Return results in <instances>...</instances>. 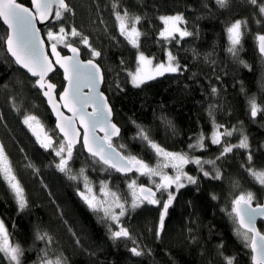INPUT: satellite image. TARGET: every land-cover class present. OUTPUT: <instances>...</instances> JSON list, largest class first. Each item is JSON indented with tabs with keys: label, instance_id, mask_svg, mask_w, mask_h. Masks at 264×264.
<instances>
[{
	"label": "trees",
	"instance_id": "1",
	"mask_svg": "<svg viewBox=\"0 0 264 264\" xmlns=\"http://www.w3.org/2000/svg\"><path fill=\"white\" fill-rule=\"evenodd\" d=\"M18 2L30 5V0ZM68 2L76 9V25L103 53L96 60L105 73L102 91L114 108V122L121 128V135L115 140L117 147L125 145L121 151H131L156 163L152 151L139 138H133L136 124L148 129L163 147L186 150L190 136L194 138L201 130L211 131L208 115L211 103L217 105L215 116L219 123L229 128H243L249 137L255 166L264 167V113H258L253 120L247 103L248 98L255 95L258 103L264 105V61L254 39L257 31H264V17L259 16L258 8L247 0H229V7L224 9L219 8L215 0H118L120 11L126 7L142 17L138 24L142 32L140 50L159 62L166 59L164 48H169L182 65H188V69L179 74L166 73L146 82V86L134 88L124 69L135 70L136 49L119 35L115 17L111 14L113 0ZM177 11L187 17L189 30L199 32L198 36L185 37L179 45L174 40L165 42L158 36L163 27L158 17ZM101 18L105 24L99 23ZM257 18L262 24L255 23ZM235 19L248 21L239 58L249 67L240 64L226 51L225 26ZM54 30L58 31V26ZM5 35L6 29L0 22V142L6 146L16 176L25 190L28 206L23 211L18 210L11 190L0 176V219L5 222L10 240L19 242L25 250L22 264H38V256L42 255L40 249L44 248L45 242L35 240L37 229L47 231L53 237L49 256L63 252L68 264H226L219 255L220 245L225 255L235 256V264H251L250 249L244 248L233 232L232 221L222 211L225 206L230 208L233 192L229 181L236 178L241 185L239 190L250 189L257 194L254 203L264 200V187L241 167L247 161L246 150L237 149L234 155L221 162L223 180L205 178L201 173L198 185H186L179 191L165 217L160 239L155 237V229L162 205L145 203L135 211L129 209L121 222L145 249L144 255L133 256L129 251L132 240L122 238L114 242L110 239L107 225L77 195L76 182L70 181L50 163L53 154L42 149L22 123V116L31 113L40 118L46 129H55L53 119L33 85L34 80L6 55ZM76 42L78 44V40ZM78 46L82 50V59L90 58L89 50L83 45ZM58 49L64 54L63 46ZM192 49L199 53L195 58ZM51 81L60 92L64 85L60 73L56 71ZM117 81L120 89L116 87ZM213 86L217 88L215 95L211 94ZM13 101L17 108H13ZM167 120L175 125V134L168 128ZM229 139L236 143L239 133ZM217 151V146H211L209 151L197 154L211 156ZM29 162L36 166L38 173L27 166ZM70 163L76 171L82 166L85 168L97 192L99 180L108 179V174L101 173L99 165H94L80 147ZM186 170L197 175L194 165L186 166ZM139 180L148 184L144 176ZM110 184L127 196L123 176L112 171ZM213 193L218 197L215 200ZM112 227L117 225L113 223ZM258 228L264 230V223L259 222ZM0 264H8L2 253Z\"/></svg>",
	"mask_w": 264,
	"mask_h": 264
},
{
	"label": "snow or ice",
	"instance_id": "2",
	"mask_svg": "<svg viewBox=\"0 0 264 264\" xmlns=\"http://www.w3.org/2000/svg\"><path fill=\"white\" fill-rule=\"evenodd\" d=\"M215 2L221 9L229 7V0H215ZM247 3L258 8L259 16L264 17V2L247 0ZM111 14L115 17L119 35L136 49L135 70L124 69L127 71L128 81L134 88L146 86V82L162 77L166 73L179 74L188 69V65H182L177 55L169 48H164L166 60L159 62L140 50L142 35L138 27L142 20L140 15L130 12L126 7L120 11L118 0H113ZM75 16L76 9L68 0H31V6H26L18 0H0V20L7 26L6 35L3 37L6 55L35 78L34 87H38L47 98V103L55 115V129L51 130L46 129L40 118L31 113L22 116V123L27 126L40 147L53 154L50 163L70 181L76 182L77 195L99 220L107 225L110 239L114 242L122 238L132 240L133 246L129 249L132 255L137 257L144 255L145 249L137 243L130 229L123 225L121 217H125L129 209L135 211L145 203L162 205L155 229V237L160 239L165 228V217L179 191L186 185H198L201 173L205 178L223 180L221 162L234 155L237 149L246 150L247 154V161L241 167L245 168L256 183L264 187V167L255 166L248 135L242 127L229 128L219 123L215 116L217 108L215 104L210 103L208 107L211 131L205 133L201 130L194 134V138L190 136L186 150L182 148L174 151L163 147L152 137L148 129L136 124L137 130L133 138H139L142 144L152 151L156 163L152 164L143 156L131 151H121L125 145L120 144L117 147L114 140L120 137L121 128L114 122V108L100 88L105 81V73L96 58L101 57L103 53L92 44L90 36L76 25ZM158 19L163 24L158 36L165 42L174 40L179 45L185 37L199 35L198 30H189L188 19L182 12L160 15ZM44 22L49 25L46 28L47 42L42 39V30L37 26L38 23ZM99 23L105 24V21L101 18ZM255 23L260 25L262 20L257 18ZM247 25V19H235L225 26L228 41L226 51L245 67L249 65L239 58V53ZM57 26L58 31L54 30ZM70 37L74 39H69ZM111 38L116 39L115 36ZM254 39L260 57L264 58V31H257ZM61 44L71 55H63L58 50V45ZM78 45H83L89 50L90 58H81L82 50ZM48 46L51 47L50 55L46 51ZM192 51L194 58L199 55L195 49ZM52 57H55L54 61ZM205 58L207 59V55ZM121 64H124L123 60ZM57 65L63 70V79L66 82L63 91L58 93V99L55 93L57 85L49 77V73L54 72ZM84 87L88 88V92L83 91ZM116 87L120 89L119 81L116 82ZM241 90L243 91V88ZM216 93L217 88L211 87V94ZM247 103L253 120L257 118L258 113H264V105L258 103L255 95L250 96ZM13 108H17L14 101ZM89 108L91 111L88 110ZM65 109L70 115L65 113ZM167 126L175 134V125L171 120H167ZM97 130L103 135H99ZM237 132L239 139L236 143H232L229 138ZM78 146L88 153L94 165H99L101 173L108 174V179L99 180V192L95 190V183L83 166L78 171L71 166L70 162L74 161ZM211 146H217L218 151L215 154L211 156L197 154L209 151ZM189 165L195 166L197 175H192L186 170V166ZM27 166L34 173H38L33 163L29 162ZM169 168L171 172L167 170ZM113 170L123 176L128 190L127 196L123 195L119 188L111 186ZM0 176L11 190L18 210L23 211L28 206L25 190L16 176L6 146L2 142H0ZM141 176L148 178V184L140 182ZM229 183L233 192L230 208L225 206L222 211L232 221L233 232L241 240L244 248L250 249L251 264H264V230L257 227V217H264V203H254L257 200L254 191L239 190L241 187L239 178L230 180ZM81 184L83 187H80ZM44 187L47 185L45 184ZM237 190H239L238 194ZM217 198L213 193L212 199ZM113 223L117 227L113 228ZM35 240L45 242L44 248L40 249L42 255L38 256V264H68L63 252L49 256V247L53 243L50 233L37 229ZM76 243H80L79 239ZM219 249V255L223 256L226 264H235V256L225 255L222 245ZM24 252L19 242L10 240L5 222L0 219V253L3 254V259L7 260L8 264H22L21 258ZM150 252L151 250L148 249L149 254Z\"/></svg>",
	"mask_w": 264,
	"mask_h": 264
},
{
	"label": "water",
	"instance_id": "3",
	"mask_svg": "<svg viewBox=\"0 0 264 264\" xmlns=\"http://www.w3.org/2000/svg\"><path fill=\"white\" fill-rule=\"evenodd\" d=\"M29 6H31V0H30V5ZM0 22H1V24L3 25V27L6 29V25H4L3 24V21L2 20H0ZM37 26L38 27H40L41 28V30L42 31H44V30H46V28L49 26L48 25V23L47 22H44V23H38L37 24ZM42 39H43V35H42ZM59 50V49H58ZM5 51H6V49H5ZM46 51L49 53V55L51 54V47L50 46H48L47 48H46ZM60 51V50H59ZM257 51H258V49H257ZM62 53V52H61ZM259 53V52H258ZM63 55H71V53L68 51V49H66L65 48V50H64V54ZM11 60H12V58L10 57V56H8ZM82 58V57H81ZM263 59V61H264V58H262ZM52 60L54 61L55 60V57H52ZM13 61V60H12ZM14 62V61H13ZM14 64H15V62H14ZM15 66L18 68V69H20L22 72H24L25 74H27V76L30 78V79H32V80H34L35 78H32L31 77V74H29V73H27L26 72V70H24V69H22V68H20V66L19 65H16L15 64ZM59 72L60 73V75H61V78H62V81H63V84H65L66 82L64 81V79H63V70L62 69H60L59 68V66L57 65L56 66V69L54 70V72H52V73H49V77L50 78H52V76L55 74V72ZM263 78H264V69H263ZM64 86V85H63ZM36 89H37V91L40 93V95H41V97H42V99H43V101H44V103H45V106H46V108H47V110L49 111V113H50V115H51V117H52V119H53V122H54V127H55V115L52 113V111H51V107L48 105V103H47V98L46 97H44L43 96V93L39 90V88L38 87H35ZM100 88H101V90H102V88H103V84H101L100 85ZM61 91H63V88H62V90ZM60 91V92H61ZM83 91L84 92H88V88L87 87H84L83 88ZM55 93H56V96H57V99H58V93H59V91L57 90V88H56V90H55ZM89 111H91V108H89L88 109ZM65 111V113L67 114V115H70V113H67V110L65 109L64 110ZM29 131V130H28ZM57 132H58V130H57ZM97 132H98V134L99 135H103V133L102 132H99V130H97ZM29 133H30V135L34 138V139H36L33 135H32V133L29 131ZM118 138H114V140H117ZM79 147V146H78ZM86 155H88V153L87 152H85V151H83ZM114 171V170H113ZM115 172V171H114ZM116 173V172H115ZM116 174H118L119 176H121V174H119V173H116ZM262 203H264V200H263V202ZM259 222H262V223H264V217H257V227H258V223Z\"/></svg>",
	"mask_w": 264,
	"mask_h": 264
},
{
	"label": "rangeland",
	"instance_id": "4",
	"mask_svg": "<svg viewBox=\"0 0 264 264\" xmlns=\"http://www.w3.org/2000/svg\"><path fill=\"white\" fill-rule=\"evenodd\" d=\"M44 31H46V30H44ZM43 35V39L47 42V35H46V33L45 34H42ZM58 46H60V45H58ZM61 46H63L62 44H61ZM64 47V46H63ZM166 60V59H165ZM157 78H159V77H157ZM131 84V83H130ZM169 172H171V169L169 168V169H167ZM146 179H147V181H148V178L147 177H145Z\"/></svg>",
	"mask_w": 264,
	"mask_h": 264
}]
</instances>
